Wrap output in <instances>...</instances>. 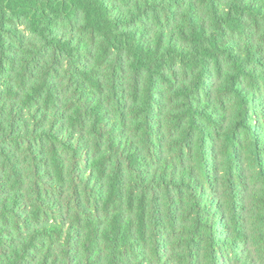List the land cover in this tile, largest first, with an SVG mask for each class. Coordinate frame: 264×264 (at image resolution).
I'll return each instance as SVG.
<instances>
[{"label": "trees", "instance_id": "trees-1", "mask_svg": "<svg viewBox=\"0 0 264 264\" xmlns=\"http://www.w3.org/2000/svg\"><path fill=\"white\" fill-rule=\"evenodd\" d=\"M0 264H264V0H0Z\"/></svg>", "mask_w": 264, "mask_h": 264}]
</instances>
